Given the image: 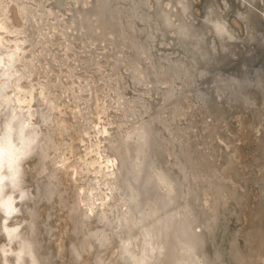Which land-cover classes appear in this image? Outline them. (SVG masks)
I'll return each mask as SVG.
<instances>
[{
  "label": "rangeland",
  "instance_id": "rangeland-1",
  "mask_svg": "<svg viewBox=\"0 0 264 264\" xmlns=\"http://www.w3.org/2000/svg\"><path fill=\"white\" fill-rule=\"evenodd\" d=\"M0 26V58L14 55L10 86L21 87L7 90L21 112L13 124L29 120L33 132L17 161H24L26 199L19 215L17 208L8 213L11 241L6 228L0 232V264H13V252L27 255L25 264H165L164 225L186 214L194 220L197 264H264V0H0ZM14 91L26 103L22 110ZM154 118L162 145L157 164L168 182L150 184L172 197L166 205L153 200L155 213L140 186L124 179L113 143ZM52 127L61 144L53 158L81 174L74 181L62 167L58 187L52 156L45 172L38 164L39 143ZM13 141L20 144L17 135ZM97 153L102 173L81 172ZM96 180L105 184L97 194L107 206L97 200L76 233L75 187ZM101 209L106 223L98 219ZM153 225L162 231L155 234Z\"/></svg>",
  "mask_w": 264,
  "mask_h": 264
},
{
  "label": "bare ground",
  "instance_id": "bare-ground-1",
  "mask_svg": "<svg viewBox=\"0 0 264 264\" xmlns=\"http://www.w3.org/2000/svg\"><path fill=\"white\" fill-rule=\"evenodd\" d=\"M5 8H6V6H4V9L2 8V10H6ZM3 16L4 15H2V18H3ZM108 16H109V14H108ZM6 19H5V21H6ZM109 19H111V18H109ZM0 27H2V26H0ZM1 43H2V41L0 39V44ZM15 48H16V46H15ZM13 61H14V55H8V59L5 60V61L3 60V58H0V66H3V70L0 71V76H2V78H4V80L0 82V109H2V111L5 112L4 113V120H3V130L0 133V168H3V166L8 163L9 164V170L10 171L12 170L13 167H15V165L17 164V161H19L18 160L19 156L21 155V153L24 151V149L27 147V145L33 139V132H32V130H29V128L31 127V123H30L29 120L28 121H26V120H20L19 119L20 117H19L18 120H17V123L15 122V125L13 124L14 120L17 119V117L19 116V113H21V112H18V110H16L15 108H13L14 106L13 107L11 106V103H13L14 100L7 93V90L10 89V87H13V88L19 89V90L21 89V87L18 84H16V83H13L12 86H10L11 85L10 84L11 83L10 82V79L14 76V74L16 75L15 71L14 72L12 71ZM20 80H21V78H20ZM12 81H13V79H12ZM16 91H18V90H16ZM14 97L16 99L15 102H17L18 105H19L17 107L20 110H22L21 104L24 103V100L22 98L16 96V92L15 91H14ZM28 100H30V99H28ZM24 104H26V103H24ZM56 106H57V104H56ZM53 112H55V111H53ZM125 113H127V111ZM28 114H29V117L32 118L33 113L30 112V111H28ZM22 116H23V114H22ZM51 116H53V115H51ZM57 117L55 116L56 119H57ZM49 118H47L44 115L43 116V122H46L47 121V123H48L49 122V120H48ZM157 119H155V118L154 119H151V120L147 121L144 126H141V127L139 126L140 128H138V129H134L132 131H128L126 133H122V135L120 136V138L118 140L113 141L114 144H117V146H116V152H117V154H118V156L120 158V161H121V168H122V171L124 173L123 174L124 179L126 180L127 183L129 182V184L131 182H133V184H134V182H136L140 186L141 191L147 196V198H146L147 207L150 210H152V211L154 210L153 209V203H154L153 200H155V199H157L159 201L161 200L165 205L168 202L171 203L170 201L172 200V197L170 196L171 195L170 192H169L170 195L169 194H165V193L164 194H161V193H159L155 189V188H157V186L151 185L153 182L150 184V181H152V180L154 181V183H155L156 180H158V181H160V182H162L164 184H167V182H168L166 172L165 171H162V169L160 170L159 167H158V164H157L158 163L157 162L158 155L159 154L161 155V152H162V149H161V146L162 145L160 146L161 143L159 142V139H158V137L156 135V130L154 128V125H155L154 124V120L156 121ZM61 121H63V120H61ZM50 123H52V121ZM50 123H49V125H51ZM59 123L57 125H59ZM54 125H56V124H54ZM46 126L49 127L48 125H46ZM62 126H64V125H62ZM119 128H121V127H119ZM61 129H59V131ZM105 129L106 128H104L103 131L100 130L99 133L100 134H102V133L104 134ZM25 130L27 131L26 134H25V132H26ZM34 133H35V131H34ZM57 133H58L57 129L55 127L54 128L52 127L51 130H49V132L46 134V136L44 137V139L41 141V143H39L40 144L39 147H40V150H41L40 157H39V163H38L39 164V167H40V169H39L40 172L39 173H43V172L46 171V160L48 158H50L52 155H56L58 153L59 149H60V145L61 144L58 141L59 139H57L58 138ZM13 134L14 135H17V138L20 141V144L19 145H16L14 143V141H13ZM87 134H89V132H87ZM36 141H38V140H36ZM100 145H101L100 142H98L95 145H92L88 149V153L87 154L92 153V152H95V150H96L95 148L99 149ZM113 151H115V150H113ZM97 154L99 155V153H97ZM51 158H53V156ZM101 159H102V156L99 155L98 158H93V159H90L88 161L86 160L84 162L83 167L80 168L81 169V172L86 173V175L88 173H90V172H93L96 175L102 173V171H103L102 168L104 166V162H101ZM52 162H54V165H57V168L54 169L50 173V177L53 178V179H56L58 181L56 184L52 183V185H54L56 187H58L59 185H62L63 184V181L61 179H59V172H58V171H62L61 170L62 167L65 170V173L66 174H68L70 177H73V180L74 181H77L76 176L81 175L80 174V171H79V169L77 167V165L68 164V163H66V160H64V159L63 160H60V159L58 160L57 157H55V158H53V161ZM105 163H113V160L110 159L109 157H107V159L105 160ZM18 164H19V162H18ZM70 169L72 171H69ZM105 176H106V174H104L102 176V178L105 177ZM81 179H82V177H81ZM103 184L104 183H102L101 181H97L96 180V185L86 184L83 187H78V186L75 187V192H74L73 197L71 199L72 200L71 203H72L73 206L70 208V210L72 212H75L76 215H77L76 216V221L74 220L75 221L74 231L76 233H82V229L86 225L85 224V220L89 218L90 213H93L94 212V207L96 206L97 200L101 201V203H100V206L101 207L107 206L106 203H105V200H106L107 197H103L101 194H97V191L99 190V188ZM133 184H131V185H133ZM52 185L49 184V185H47L44 188V190H45L44 191V196L48 200H50V198L52 197V194L54 192V189L52 188ZM59 193L61 194V190H59ZM64 193H65V191H64ZM61 195H63V194H61ZM146 196H144V197H146ZM142 197H143V195H142ZM97 198H99V199H97ZM131 199H133V196L131 197ZM62 200H63V197H62ZM69 203H70V201H69ZM140 205H141V203H140ZM83 207L85 209H83ZM108 207H110V206L108 205ZM142 207L143 206H141V209H143ZM164 208H167V207L165 206ZM130 210L132 211V209H130ZM5 211H8V210L5 209ZM139 211H141V210H139ZM143 211H145V209H143ZM127 213L128 212H126V214ZM150 213H151V211H150ZM122 214H123V212H122ZM131 214H134V213L131 212ZM130 216L132 218V215H130ZM145 216H146V214H145ZM166 216H167V214H166ZM127 217L128 216H125L124 218L128 222V221H130L129 219H131V218L130 217L127 218ZM172 217L173 216L168 217V220L166 221V223L164 225L165 226V229H166L165 230V235L169 238L165 243L169 247V248L168 247L167 248L170 249V251L168 252L169 255L167 256L166 261H164L165 264H197L196 263V260H195V257H194L195 256V245L197 244L196 243L197 242L196 241L197 239L195 237V239H196L195 240L193 238V236L191 235V232H190V230L192 229L191 227L193 226V221L194 220L192 221V219L190 218L191 215L189 217V214H186L185 217H184V219L181 218L182 219V220L180 219L181 221H178V220L176 221V220L172 219ZM145 218H147V217H145ZM98 219L102 223L105 222V221H109V219L107 217V210H104L103 209L101 212L99 211V213H98ZM135 220H136V218H135ZM135 220L133 222H135ZM105 226H106V224H105ZM11 228H6V230H5V232L7 231V233H6L7 234V238L10 241H11L12 237L14 236V232H15V230H14L15 227L13 229H11ZM152 230H154L155 231V234H157V232L159 230H161V229L159 227H157L156 225H153V229ZM100 231H102V232H100V237L99 238H100L101 242H103L106 234H105V231L104 230H100ZM96 232H94V233H96ZM94 233H92V234H94ZM97 234H98V232H97ZM163 235H164V233H163ZM166 236H164V237L167 239ZM87 237L90 238L89 236H87L85 234L84 235V239L82 240L83 247L90 246V242H89V240H88ZM156 237H158V236H156ZM150 238L152 239V237H150ZM160 241H162V239ZM26 243H28V242H26ZM150 243H151V241H150ZM159 243L160 242H158V244ZM151 248H152V252H154L153 251L155 249L154 244H151ZM157 249H158V247H157ZM75 251L77 252L76 249H75ZM145 251H147V250H145ZM77 254H78V252H77ZM166 255L167 254H165L164 257H166Z\"/></svg>",
  "mask_w": 264,
  "mask_h": 264
},
{
  "label": "clouds",
  "instance_id": "clouds-1",
  "mask_svg": "<svg viewBox=\"0 0 264 264\" xmlns=\"http://www.w3.org/2000/svg\"><path fill=\"white\" fill-rule=\"evenodd\" d=\"M23 163L24 161H20L11 171L8 163L0 168V217H3L0 219V232L9 227V221H12V217L8 214L10 209L17 208L15 215H19L20 209L17 205L23 204L26 199L27 188L24 182ZM5 238L7 241L6 233ZM26 256L21 258L13 252L12 257L15 258L13 264H25ZM2 264H8V261L5 259Z\"/></svg>",
  "mask_w": 264,
  "mask_h": 264
},
{
  "label": "snow or ice",
  "instance_id": "snow-or-ice-1",
  "mask_svg": "<svg viewBox=\"0 0 264 264\" xmlns=\"http://www.w3.org/2000/svg\"><path fill=\"white\" fill-rule=\"evenodd\" d=\"M12 209H10V211H11Z\"/></svg>",
  "mask_w": 264,
  "mask_h": 264
}]
</instances>
